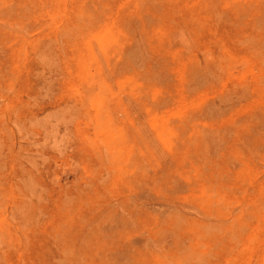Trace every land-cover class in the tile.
Wrapping results in <instances>:
<instances>
[{"label":"rangeland","instance_id":"1","mask_svg":"<svg viewBox=\"0 0 264 264\" xmlns=\"http://www.w3.org/2000/svg\"><path fill=\"white\" fill-rule=\"evenodd\" d=\"M0 264H264V0H0Z\"/></svg>","mask_w":264,"mask_h":264}]
</instances>
